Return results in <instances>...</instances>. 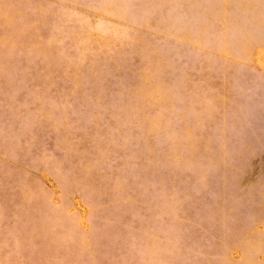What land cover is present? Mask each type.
Segmentation results:
<instances>
[{"label": "rangeland", "instance_id": "374dc122", "mask_svg": "<svg viewBox=\"0 0 264 264\" xmlns=\"http://www.w3.org/2000/svg\"><path fill=\"white\" fill-rule=\"evenodd\" d=\"M0 264H264V0H0Z\"/></svg>", "mask_w": 264, "mask_h": 264}]
</instances>
